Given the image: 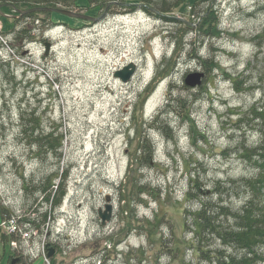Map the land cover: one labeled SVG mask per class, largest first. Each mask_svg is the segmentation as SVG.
I'll return each mask as SVG.
<instances>
[{"label": "rangeland", "instance_id": "obj_1", "mask_svg": "<svg viewBox=\"0 0 264 264\" xmlns=\"http://www.w3.org/2000/svg\"><path fill=\"white\" fill-rule=\"evenodd\" d=\"M121 3L66 8L94 22L0 12V58H11L0 63V205L18 225L0 210V264H210L193 244L187 211L217 202L218 182L255 173L239 150L259 140L249 110L264 104V0H187L165 13ZM209 13L220 21L210 39L199 33ZM213 57L220 67L209 74L200 58ZM131 63L130 80L116 76ZM196 72H205L202 84L187 86ZM237 112L248 116L242 124ZM53 130L64 140L58 152L35 139ZM146 136L153 154L139 164ZM198 177L201 191L188 198ZM50 181L65 190L53 208L40 195ZM243 190L231 193L234 208Z\"/></svg>", "mask_w": 264, "mask_h": 264}, {"label": "trees", "instance_id": "obj_2", "mask_svg": "<svg viewBox=\"0 0 264 264\" xmlns=\"http://www.w3.org/2000/svg\"><path fill=\"white\" fill-rule=\"evenodd\" d=\"M78 1L79 0H0V12L4 14H10L12 12L18 14L20 12V14H23V17L36 19V15L40 11L31 14H27V12L31 9L41 7H65L64 9H66L76 4ZM85 1L101 5H108L109 3L122 4L121 2H123L127 4H136L137 6L142 5L144 8H149L152 4H157L160 10L159 12L165 13L170 12L174 7L184 4L187 0H133L132 2L128 0ZM206 12L207 11H205V13ZM16 21L18 22L19 20ZM219 23L220 21L218 22L216 14L210 16L209 13L200 23L201 25L203 24L204 27L199 33L209 39L216 37V35L220 34ZM29 28L30 26L23 27L22 31L29 30ZM8 58L9 57L6 55H1L0 63L4 65L9 63L11 58ZM200 60L204 64L205 70H207L206 72L209 74L212 70L219 69L220 67L214 57L206 60L200 58ZM20 68H24L23 72L26 76H28L31 71L33 72L32 69L28 70L23 65H20ZM28 77H30V75ZM42 77L43 76H41V78ZM228 77L231 78L236 89L239 91L244 90L241 88L242 81L239 80L238 77L232 78L229 74ZM171 100H174V98ZM185 102V100H182L181 106H184ZM249 112L253 114V120L250 119V122L254 121V123H252L253 125L251 124L252 126L250 127L259 135V140L255 145H246V143H244L239 151H242L241 156L244 161L253 165L255 173L252 176L243 177L241 180L230 179L224 183L218 182L215 187V193L219 195V200H217V202L213 200H200L199 207L196 211H187L191 218L189 227L192 228L193 244L198 245L196 250L200 253L201 257L209 261L210 264H258L260 260L264 259V104L258 106L254 104ZM237 113L242 115L239 119V122L242 124L248 116H245L246 113L243 114V112ZM1 116H3V114ZM26 119L27 118L24 119L23 116V121ZM27 121L32 123L31 125L33 128L31 131L38 129L37 117L34 113ZM160 128L167 130L169 127L167 124H162ZM35 139L40 146H43L46 151L49 150L50 152H58L63 148L64 144V140L60 134H58L57 130L51 132L40 131L37 133ZM140 148L141 155L139 156L138 162L142 164L143 161L148 162L153 154V148L148 136L143 137ZM190 179L191 189L187 195L188 198H196L201 191L199 177ZM51 186L55 188L53 181H50L47 186L46 184L43 186L40 190V195L43 194V201L49 203L53 208L61 203L62 197L65 195V190L63 189L64 185L62 183L57 185L55 191L51 189ZM242 188L244 189L243 192L238 191L237 196L240 198V193L242 192L243 196L246 194L245 199H243L241 207L234 208L229 203L230 201L232 202L231 193L236 189ZM60 194H62V196H60ZM0 210L2 219L6 222L11 221L10 219H12L11 216L13 215L10 209L0 205ZM48 215V210L42 213L43 223L47 220ZM29 219L27 217H21L19 224L24 226L27 223H32L34 224V228H41L40 222L36 219ZM14 220L16 227H18L16 218ZM185 223L187 224L188 221L186 220ZM11 235L12 239H17L15 238V234ZM211 244H221L222 248L207 249V247H211ZM229 249H233L234 252H228Z\"/></svg>", "mask_w": 264, "mask_h": 264}, {"label": "water", "instance_id": "obj_3", "mask_svg": "<svg viewBox=\"0 0 264 264\" xmlns=\"http://www.w3.org/2000/svg\"><path fill=\"white\" fill-rule=\"evenodd\" d=\"M29 11H49V12H60L62 14L68 15V16H73V17H79V18H85L88 19L92 22L97 21V18H92L89 17L87 15H83V14H79L73 10L70 9H64V8H52V7H41V8H34L31 9ZM49 48L47 47L46 53L48 54L49 52ZM136 70V65L134 63H131L128 66H125L122 70L118 71L116 73L117 77H120L121 80L123 81H128L130 80V78L132 77L133 73ZM204 78V74L203 73H191L187 76L185 83L187 86L190 87H197L200 86L202 84V79ZM111 210V206L107 205V211L105 212H101L99 213L100 217L103 219V223H105L106 219L110 218V214L108 212H110ZM52 250L49 253V255L52 254ZM18 259H15L12 261V264H14Z\"/></svg>", "mask_w": 264, "mask_h": 264}, {"label": "bare ground", "instance_id": "obj_4", "mask_svg": "<svg viewBox=\"0 0 264 264\" xmlns=\"http://www.w3.org/2000/svg\"><path fill=\"white\" fill-rule=\"evenodd\" d=\"M200 73H203V74H204V78H205V76H206V75H205V72H200ZM204 78H203V79H204ZM203 79H202V81H203Z\"/></svg>", "mask_w": 264, "mask_h": 264}, {"label": "flooded vegetation", "instance_id": "obj_5", "mask_svg": "<svg viewBox=\"0 0 264 264\" xmlns=\"http://www.w3.org/2000/svg\"><path fill=\"white\" fill-rule=\"evenodd\" d=\"M45 45H46V43H45Z\"/></svg>", "mask_w": 264, "mask_h": 264}]
</instances>
